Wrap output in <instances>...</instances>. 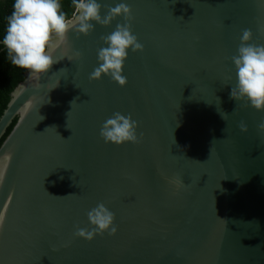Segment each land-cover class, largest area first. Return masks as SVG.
Masks as SVG:
<instances>
[{
  "label": "water",
  "instance_id": "95a60500",
  "mask_svg": "<svg viewBox=\"0 0 264 264\" xmlns=\"http://www.w3.org/2000/svg\"><path fill=\"white\" fill-rule=\"evenodd\" d=\"M97 2L102 17L130 6L143 51L129 50L126 86L90 81L100 37L125 22L93 21L87 36L68 32L49 73L26 70L13 88L0 115V138L16 117L0 143V264H264V111L230 98L242 31L264 45V0ZM117 111L141 143L103 141ZM99 203L116 234L76 237Z\"/></svg>",
  "mask_w": 264,
  "mask_h": 264
},
{
  "label": "clouds",
  "instance_id": "9594fccd",
  "mask_svg": "<svg viewBox=\"0 0 264 264\" xmlns=\"http://www.w3.org/2000/svg\"><path fill=\"white\" fill-rule=\"evenodd\" d=\"M71 2L74 12L69 18L62 11L61 0H14L13 11L7 18L6 33L2 41L11 63L27 70L29 80L39 81L42 75L49 73L52 66L59 62L53 58V51L68 43L67 34L70 30L74 29L76 33L87 36L94 30L93 21L108 26L117 17H123L124 23H118L114 31L100 37L107 46L98 48L99 66L90 73L89 80H100L102 76H109L119 86H126L127 77L122 73L129 50L136 53L142 52L144 48L132 31V9L127 3L121 2L115 7H109L107 14L102 17L103 6L97 0ZM240 39L238 54L231 57L237 83L235 87H231L230 98L237 102L243 101L245 106L250 105L257 111H264V45L251 43V29H244ZM75 55L79 57L81 53L77 51ZM220 115L225 119L227 113ZM138 127V122L132 119L131 114L124 115L117 111L103 122L99 135L106 144H139L142 142L143 133L138 136ZM239 129L242 133L248 131L243 121L239 124ZM258 129L264 132V122L258 125ZM169 183L177 187L184 186L179 178H170ZM87 217L92 226L91 230L77 227L74 233L76 237L91 241L96 235L106 232L109 235L116 234L115 213L104 203L89 210Z\"/></svg>",
  "mask_w": 264,
  "mask_h": 264
},
{
  "label": "trees",
  "instance_id": "16d2710c",
  "mask_svg": "<svg viewBox=\"0 0 264 264\" xmlns=\"http://www.w3.org/2000/svg\"><path fill=\"white\" fill-rule=\"evenodd\" d=\"M14 0H0V40L3 41V37L6 33L7 18L13 11ZM62 11L70 18L73 15L74 8L71 0H61ZM25 69L16 67L11 63V60L7 54V49L3 48V44L0 43V115L4 110L13 88L19 81L24 78ZM16 117L12 120L10 125L6 128L5 133L0 138V143L6 136V134L12 128Z\"/></svg>",
  "mask_w": 264,
  "mask_h": 264
}]
</instances>
